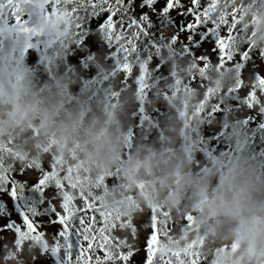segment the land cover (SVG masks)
Returning a JSON list of instances; mask_svg holds the SVG:
<instances>
[{
	"label": "flooded vegetation",
	"instance_id": "af4514ba",
	"mask_svg": "<svg viewBox=\"0 0 264 264\" xmlns=\"http://www.w3.org/2000/svg\"><path fill=\"white\" fill-rule=\"evenodd\" d=\"M134 3L138 5L139 0H134ZM199 3L203 5L211 3V0H199ZM74 6L79 8V0L75 4L49 0L44 10L48 13L51 30L44 33L37 30L42 17L38 10L33 12L31 18L25 11L22 19L28 21L29 29L36 31L24 33L14 26L11 7L6 6L3 12L7 22L0 17V51L7 50L10 43L20 41L21 57L31 65L30 71L38 82L52 76L54 69L57 74L72 77L76 81L73 91L87 90L94 97H104V90L110 89L107 96L109 102L131 93L134 102L128 113L131 120L130 142L137 135H143L151 141L159 134L162 121H184L187 132L182 143L186 141L189 150L195 153L194 167L197 171L210 166L221 154L232 155L237 135L243 136L249 155L264 159V79H261L264 77V61L259 55L254 54L248 62L254 71H249L247 67L235 68L234 61L218 66L216 54L209 51L213 46L209 40L201 49H197V54L207 52L210 57L207 62L181 55L178 49L173 53L162 51L159 57L154 55L152 63L147 66V79L138 84L136 76L139 72L133 67L129 79L125 81L123 72L118 68L122 61L111 57L104 46L98 51H91L85 43L88 37L98 41L103 39L99 29L92 27L95 14L89 13L87 9L73 12ZM213 15L222 18L221 30L225 23L234 24L236 33L243 36L244 45L249 46L252 53L264 52V46L257 47L253 40L256 32H250V35L237 32L238 26L246 21L264 20V0H216ZM78 16L83 24V34L79 38V29L76 27ZM173 30L171 26L161 29L165 40ZM186 36L187 33H180L181 40H185ZM157 61L161 63L159 72L153 68ZM255 71L260 76L255 75ZM0 162L5 170L14 167L29 169L26 176L16 175L17 179L29 183L34 182L38 175L32 170H42L48 165L51 169L50 183L59 189L66 207L76 210L81 207L98 208L102 215L95 214L93 228L103 220L101 235L108 249L107 257L101 253L102 258H110L122 249L139 248L140 251L133 257L139 264L144 257V241L149 233L150 250L169 255L181 254L186 264H225V254L235 256L239 250L240 246L235 241L207 245L203 238L188 231L192 226L191 216L177 219L162 209L141 207L135 203L132 195H128V203L123 210L105 207L103 194L120 184L118 170L108 177H100L97 182L99 187L84 191L79 187V179L72 164L61 162L54 151L45 150L39 156L24 154L9 140L0 144ZM86 201L91 203L86 204ZM6 205L15 207L16 202H11L6 194L0 193V211ZM84 215L87 219L88 214ZM76 220L74 217V227L78 226ZM59 227L58 224L42 227L40 230L46 232L44 237L36 234L29 238L20 233L17 238L10 231L0 233V264H33V257L41 254L43 244L50 240ZM72 243L75 244V236L72 237ZM93 247L99 248L100 245L97 243ZM75 251L74 247L73 256Z\"/></svg>",
	"mask_w": 264,
	"mask_h": 264
},
{
	"label": "clouds",
	"instance_id": "9594fccd",
	"mask_svg": "<svg viewBox=\"0 0 264 264\" xmlns=\"http://www.w3.org/2000/svg\"><path fill=\"white\" fill-rule=\"evenodd\" d=\"M50 23L41 17L37 30L50 31ZM253 40L264 46V20ZM20 47L16 41L0 51V144L10 140L33 156L54 151L72 164L84 191L118 170L120 184L103 194L105 207L123 210L132 195L141 207L191 216L188 231L207 245L239 244L235 256L225 254V264H264V159L248 154L243 136L235 137L232 155L197 171L195 153L182 143L184 121H162L151 141L137 135L130 142L131 93L109 102L110 89L104 97L73 91L76 81L54 69L38 82Z\"/></svg>",
	"mask_w": 264,
	"mask_h": 264
},
{
	"label": "snow or ice",
	"instance_id": "6c2138e0",
	"mask_svg": "<svg viewBox=\"0 0 264 264\" xmlns=\"http://www.w3.org/2000/svg\"><path fill=\"white\" fill-rule=\"evenodd\" d=\"M65 3L75 4L76 0H64ZM49 0H3L0 3V17L7 22L3 9L11 7L15 27L19 31L28 33L35 29L27 27L28 21L22 19L25 11L29 18L34 11L49 19L44 10ZM87 9L95 14L93 28L99 29L102 40L88 37L85 43L91 51H98L101 46L108 49L109 55L122 61L118 65L123 72L126 81L131 75V69L135 67L139 75L136 82L140 84L147 79V66L152 63L154 55L159 57L162 51L173 53L179 50L181 55H189L196 60L209 61L206 51L197 54L207 41L212 42L209 50L216 54L218 66L232 63L235 68L247 67L249 71L254 68L249 65L250 58L255 54L264 61V52L252 53L249 46L244 45L243 36L236 33L233 25L224 24L221 30L222 18L214 16L216 0L201 5L199 0H139L138 5L134 0H79V8L73 7V12ZM56 8L53 4V14ZM172 13H175L173 15ZM176 17H180L179 20ZM78 38L83 33L81 29V17L78 16ZM171 26L174 30L165 40L161 29ZM223 31V34L221 32ZM187 33L186 39H180V33ZM75 61V58H74ZM155 71L159 72L161 63L153 64ZM255 75L260 76L258 71ZM264 79V77H261ZM29 169L14 167L5 170L0 162V193L6 194L8 199L16 202V206H8L0 211V233L13 232L19 238L23 233L31 238L36 234L46 236L42 229L45 225H59L58 230L51 235L50 240L43 244L41 254L33 257V264H136L133 257L139 248L135 250L122 249L110 258H102L101 253L107 257L108 249L105 247V238L101 235L103 220L99 226L95 224V214L100 213L98 208L81 207L76 210L66 207L62 196L52 183H50V167L45 165L42 170H32L38 173L34 182L19 180L16 175L26 176ZM46 190L48 194L46 195ZM86 204L91 203L86 201ZM12 205V203H11ZM84 214L87 215V219ZM16 217L17 219H13ZM45 217L46 219H39ZM76 217L78 226H73V218ZM144 241V257L139 264H186L181 254H166L153 252L149 247V237ZM75 236V244L72 237ZM99 248H94V244ZM75 255L73 256V248Z\"/></svg>",
	"mask_w": 264,
	"mask_h": 264
},
{
	"label": "trees",
	"instance_id": "16d2710c",
	"mask_svg": "<svg viewBox=\"0 0 264 264\" xmlns=\"http://www.w3.org/2000/svg\"><path fill=\"white\" fill-rule=\"evenodd\" d=\"M261 22L262 21H246L244 24L238 26L237 32H244L245 34L250 35V32H256V29Z\"/></svg>",
	"mask_w": 264,
	"mask_h": 264
}]
</instances>
